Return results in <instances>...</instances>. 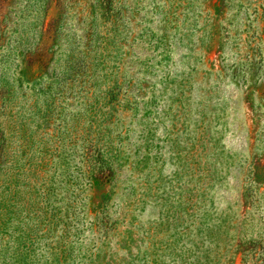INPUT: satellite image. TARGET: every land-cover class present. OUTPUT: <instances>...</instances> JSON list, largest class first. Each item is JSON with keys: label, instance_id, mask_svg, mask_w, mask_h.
<instances>
[{"label": "rangeland", "instance_id": "374dc122", "mask_svg": "<svg viewBox=\"0 0 264 264\" xmlns=\"http://www.w3.org/2000/svg\"><path fill=\"white\" fill-rule=\"evenodd\" d=\"M0 264H264V0H0Z\"/></svg>", "mask_w": 264, "mask_h": 264}]
</instances>
